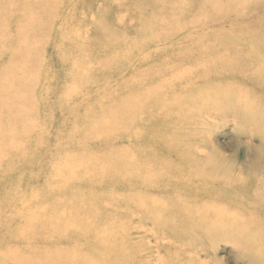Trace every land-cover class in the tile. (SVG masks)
Returning <instances> with one entry per match:
<instances>
[{"label": "rangeland", "instance_id": "374dc122", "mask_svg": "<svg viewBox=\"0 0 264 264\" xmlns=\"http://www.w3.org/2000/svg\"><path fill=\"white\" fill-rule=\"evenodd\" d=\"M57 1L44 0L42 3H36L34 0H0V95L5 93V96L0 97V103L5 99V105L0 104L2 120L0 147L4 148L0 153V162L6 160L8 154L21 153L20 149L25 144L28 155L34 152L36 155L30 167L24 166V162L22 165L15 164L9 167L5 163L8 169L4 170L3 178H0L2 204H5L3 202L6 200L11 204H20L18 201L31 204L42 202L41 199L44 198L48 203H52L53 212L57 213V210L65 208L66 214L69 215L72 211V217L76 218L74 222L79 229L76 232L73 229L67 230L68 226L61 225L52 232L53 257L61 255L64 258L77 257L76 253L80 252L83 254L81 258L85 261L88 258L92 260L93 257H99L104 258L106 264H114L118 261L115 255L106 254L109 242L100 243L98 240V236L105 235L108 227H113L111 231L115 234V241L112 244L122 241L123 238H130L128 240L131 247L128 249L137 260H131L129 264H151L150 258L145 257L149 253L153 257L152 261L155 263L157 261L156 264H264L259 261L262 256L264 257L260 255L264 254V203L250 199V191L253 195L258 189V180H264V84H258L257 80L253 81L254 78L250 75L253 73L248 71V75L247 70L245 71L252 63L264 67V0H244L239 7L235 6L236 9H233L234 7L231 9L230 0H212V13L197 6L195 17L199 20L197 26H201L199 28L201 38L207 36L203 38L204 44L213 45L216 51H206L202 56L195 57L198 59L192 64L196 65V70L182 74L163 72L162 75L160 69L164 67L161 68L149 60L138 61V57L133 59L131 55L107 61H104L106 60L104 58L98 62L99 55L86 57L87 53L81 50L70 59L76 48L64 44V39L59 41L64 34L66 38L70 37L72 35L70 33L75 29L78 33L76 37L79 40L85 39L93 29L99 27L98 39L103 42L104 38L106 40L108 37V32L112 30L110 22L105 21L106 24H103V35L100 26H94L93 18L111 19L115 14H118V18L136 15L142 22L149 21L153 25V30H159L163 25L161 21L154 20L173 19L170 11L166 13L159 8V5H164L165 2L71 0L67 4L68 7L75 9L78 17L87 14V21L75 16L66 21L67 16L62 12L61 26L56 29L54 18L60 6V4L57 6ZM244 6L242 14L241 7ZM181 19L176 21L175 25L169 23L166 25L169 28L175 26L181 29L187 23L186 20H190ZM128 20L133 21L131 18ZM137 22L142 24L139 20ZM113 23L116 30L122 31L117 19ZM152 36L147 38V42L155 39ZM117 37L121 40L116 45L117 48L124 50V44L129 41L128 45L131 46L129 48L139 53L140 44L133 45L137 39H127L126 32L118 33ZM94 44L96 47H102L99 43ZM90 47L84 49L89 50ZM242 51L245 54H242ZM248 52L253 54L251 62L247 58ZM158 57L152 59L159 60ZM162 57L165 58L163 55ZM30 61L32 66L29 68ZM130 61H134V66L138 64L143 69L135 72L136 67H128L121 71L122 75L139 73L135 79L131 75L136 91L127 92L128 79H122L121 75L114 77L116 72L112 67L123 65L124 62L130 65ZM87 65H96L99 68L95 72H90L89 79L85 80L83 76ZM152 66L157 68L154 69ZM108 68L111 69L110 72ZM152 70L155 71L151 74ZM107 74L108 77H104ZM152 75L156 77L152 78ZM184 75L186 78H195L199 81L193 89L186 88L189 94H182L181 87L186 79ZM11 78L18 80L19 84L10 88L7 81ZM97 78L103 80L99 83ZM32 79L37 80L32 93L21 91L25 81L32 82ZM92 83L97 85L92 87ZM76 84L80 85V92L69 100L83 103V106L79 105L70 111L66 109L67 106L62 107L69 102H63V94L60 92ZM40 86L50 91L46 92ZM139 86L144 90H140ZM163 90L165 92L162 93ZM131 93L134 95L138 93L140 97L146 94L142 96L143 99L139 97V101L138 96L134 97ZM9 94L16 95L19 99L23 98L20 100L23 103H18L12 110L7 104ZM128 95L130 101L137 98L135 102H139L126 101L125 97ZM31 99H49L52 101L51 109L52 104H55L53 111L60 108L58 112L63 113L65 117L73 114L71 115L73 118L79 114L87 121L81 123L80 120L73 118L74 120L68 119L62 124L63 120L60 118L58 120L60 125L55 126L52 123L46 127L42 125L41 132L33 131L31 136L27 133L30 129L25 128V122L10 128L11 120L16 118L17 112ZM107 99L111 105L114 99L117 103L110 111L107 109L108 104L105 108L101 104L104 100L107 102ZM129 108H133L134 114L128 113ZM34 112L33 116H25L24 120L41 121L48 116L46 107L42 111L35 109ZM123 112L125 117L121 115ZM111 128H114V132L110 131ZM72 131L76 135L74 133L70 135ZM110 139L109 143L115 145L113 148L106 146ZM76 150L73 156V151ZM67 153L74 157L68 158L67 166L56 163ZM41 154L44 156L43 162L40 161L41 165L45 164L46 160L48 164L52 160L57 169L62 167L60 171L63 175L68 174L67 171L72 168H79L85 163L84 159L90 158L91 155L96 163L112 158L113 160L116 158L117 162L116 166L108 168L104 175L85 176L79 179L77 186H73L72 182L64 186L57 184L59 187L53 189L52 185H46L43 181L44 171H37L42 170L38 167L41 165L37 158ZM214 154L224 156L227 159L225 163L233 166L234 172L218 174L208 165L194 162V158L200 155L207 157ZM48 164L43 168H47L45 172L52 168L51 165L48 167ZM149 165L154 168L151 173L148 171ZM163 168L167 170L163 171ZM189 169L197 190L187 196L186 193L180 192L184 181L179 178H183ZM158 172L166 179L171 176L176 180L168 189L170 196L164 193L165 186L154 185L152 189L145 188L149 177L157 182ZM20 174H23L21 178ZM95 179H104L103 187L97 188V193L87 189ZM45 192L47 195L44 196ZM64 193L70 202L60 198ZM195 197L198 198L193 202L191 199ZM164 201L166 204H162ZM185 203L192 214L187 212ZM159 204L160 206L168 204V208L159 211L160 207L157 206ZM188 214L192 216L189 217ZM60 216L52 215V218L63 220V215L61 219ZM210 219L216 224L220 219L218 228L223 223L224 229L219 230L213 223L209 225ZM67 222H72L73 225V221ZM228 239L235 240L230 241L232 243L230 244ZM239 244H242V248H239ZM76 245H83L82 251L80 247L75 248ZM259 247L263 251L260 252ZM249 260L251 263H248Z\"/></svg>", "mask_w": 264, "mask_h": 264}, {"label": "bare ground", "instance_id": "6f19581e", "mask_svg": "<svg viewBox=\"0 0 264 264\" xmlns=\"http://www.w3.org/2000/svg\"><path fill=\"white\" fill-rule=\"evenodd\" d=\"M43 1L44 0H34V2H36V3H42ZM70 1L71 0H58L57 1V6L59 4H60V6H59L58 12L56 14V17L54 18V26L56 27V29H58L59 26H61L60 15L62 14V12H64L66 14V16H67L66 21L68 20V18H71L72 16H75V17H77L78 19H80L82 21H87V14L81 15L80 17H78V15L76 14V10L72 9L71 7H68L67 4ZM156 1L165 2L166 4H164V5L160 4L159 8L163 12H166V13L168 11H170V14L172 15L171 17L173 18V19H167L165 21H163V19H161V18L154 20V21H161V24L163 25L161 27H163V28H160L159 30H153L154 29V28H152L153 25L149 21L142 22L141 18H138L136 15H132V17H129L128 15H126L123 18L122 17L118 18L119 17L118 14H115V15H112L114 17L111 16V19L99 18V17L93 18L94 19L93 20L94 26H100L101 33L103 35H104L103 24L104 25L106 24L105 21L106 22H110L109 26H110V28L112 30H110V32H108V37L106 38V40L104 38L103 42H100V40L98 39V29H99V27L96 28V29H93L92 33H90V35L86 36L85 39L82 38L81 40H79L76 37L78 35V33H77V30L75 29L74 30L75 33L74 32L70 33V35L71 34L72 35L70 37L67 36V38L65 37V34H64L63 37L60 38L59 42H61L62 39H64V41H65L64 44L69 45L72 48H74V47L76 48V50L71 54L72 57H70V59L74 58L73 54L77 55L82 50L83 52L87 53L86 57H89V56L95 55V54L99 55L98 58H97L98 62H101V59L104 60V58H106V60H104V61H107L108 59L109 60L110 59H114L115 57L116 58L117 57L124 58L125 55H131V56H133L132 57L133 59L138 57V61L139 60H149L151 62L157 63L159 66H161V68L164 67V68L160 69L162 71L161 75L164 74V73H167V74H169V73L182 74V73H185L187 71L196 70V65L192 64L194 61H196L198 59V58H195V57L202 56V54L204 52H206V51L215 50V49H213V45L204 44L203 38H206L207 36L205 35L206 37H202L201 38V32H200V29H199L201 26L200 27L197 26V22L199 20L195 17L197 6H200V8H203V11H206V12L208 11V13H212V8H213L212 4H211L212 0H199V1H197V0H156ZM187 1L189 3L186 4ZM243 1L244 0H230V2L232 3L230 5L231 9L233 7H234L233 9H236L235 6L238 5L237 7H239L240 4L243 3ZM66 5H67V7H66ZM122 6H124V4ZM127 7L129 8V4H128ZM241 8H242L241 9V13L244 14L243 13V8H245V6L241 7ZM131 10H132V8H131ZM128 18H131L133 21H129ZM181 18L190 19V20H186L187 23H185L183 25L184 26L183 28L177 29L175 26H172L170 28L167 27V25H166L167 23H169L171 25H175L176 21L182 20ZM116 19H117L118 25H119L120 29H122V31L115 29L116 25L113 22ZM138 20L142 24H139L137 22ZM66 21H65L64 24H66ZM155 31H157V33ZM120 32H126L127 33V39H129V40H131V39L136 40L137 39V41H135L133 43V45L140 44L139 53L133 52V50L129 48V47H131V46L128 45V44H130L129 41L126 42L127 44H124L125 45L124 50L123 49H119V48L116 47L118 42L121 41L117 37V34L120 33ZM38 34H40V33H38ZM151 35H153L155 39L152 40L151 42H147V38H150ZM143 37H145V38L142 39L141 41H138V39H141ZM94 42L95 43H99L102 47H96ZM84 47H90V49L87 50V49H84ZM29 49H30V47H29ZM26 53H27V51H26ZM109 53H111V54L109 55ZM241 53L243 54L244 51H242ZM246 53H247V51H246ZM206 54L207 53H205V55ZM162 55L165 56V58H163ZM252 55L253 54L248 52V57L247 58H248V60L250 62L252 61L251 58H253ZM157 56H159L158 57L159 60L152 59L153 57H157ZM127 63L128 62H124L123 65H115L116 67L113 66L112 69L115 70L114 72H116V73H114V77H117L115 75H121L122 79L123 78L128 79V91L127 92H132L133 90L136 91V89H134L135 86H133L134 85L133 84L134 81H132L133 80L132 77H131L132 74L122 75L121 71H123L125 68H128V67H136L134 71L137 72L138 70L140 71L143 68L139 67L138 64H136L134 66V61L133 62L130 61V65H126ZM31 66H32V63L30 61L29 68ZM152 67L154 68L155 66H152ZM98 68L99 67L96 66V65H87L85 67L86 72L84 73L85 76H83V78L85 80H88L89 76H90L89 73L90 72H95ZM156 68L157 67H155L154 69H156ZM108 70L110 72L111 69L108 68ZM246 70H247V74H248V71H249V73H253V74H250L252 76L251 78H254L253 81L257 80L258 84H264V67H263V65H260V64L257 65V64H253L252 63V64H249V66H247V69H245V71ZM152 71H151V74L154 73L155 70L153 72ZM159 71H158V73H159ZM239 71H240V68H239L238 72ZM229 72L232 73L230 70H229ZM138 74L139 73H135V75H132L133 78L135 79L136 75H138ZM149 74H150V72H149ZM207 74H209V73H207ZM153 75H152V78H155L156 76L154 77ZM185 75H184V78H186ZM193 75H195V74H193ZM240 75H242V74H240ZM164 76L167 77V75H164ZM104 77L107 78L108 74L105 75ZM243 77H245V75ZM246 77L248 78V76H246ZM137 78H138V76H137ZM141 78H140V80H141ZM251 78H250V80H251ZM97 80L100 83L103 79H98L97 78ZM183 80L184 79H182V82H183ZM81 81H82V79H81ZM174 81H171V82H174ZM159 82H157V83H159ZM197 82H199L198 79L196 80L195 78L194 79L186 78L184 80V83H183L182 87H181V89L183 91L182 94L189 92L188 90H186V88L187 89H193L194 85H197ZM7 83L9 84V87L11 88L12 86H17L16 84H19V81L14 79V78H11L10 80L7 81ZM36 83H37V80L34 81L33 79H32V82L25 81V84L22 85L21 91H24L27 94L32 93V91L34 90V88L36 86L35 85ZM135 83H136V81H135ZM168 83H170V81H168ZM176 83H178V82H176ZM27 85H28V87H27ZM95 85H97V83H92L91 84L92 87L95 86ZM138 85H141V84L139 83ZM161 85H163V83ZM170 85L171 84H169V86ZM141 86H139V87H141ZM40 87H43V86H40ZM79 87H80V85L76 84L74 87L71 86V87H69V89H64V90H62L60 92V93L63 94V102H69V103H67V105H62V107L67 106L66 109L72 111V109H75L79 105L83 106V103L82 104L81 103H76L74 101L69 100V99H71V97H73L74 94L80 92ZM43 89L46 90L45 87H43ZM141 89H143V88L141 87L140 90ZM165 89H166V87H165ZM48 91H50V90H46V92H48ZM163 92H165V91L163 90L162 93ZM162 93H161V95H162ZM190 93H192V91ZM131 94L134 95L133 93H131ZM135 94L137 95L138 93H135ZM145 94H142V96L145 95ZM187 94H189V93H187ZM136 95H134V97ZM2 96H5V93H2L0 95V97H2ZM142 96L141 97L138 96L139 101H140V98H142ZM179 96H181V95H179ZM148 97H150V96H148ZM22 99H19L16 95L9 94L7 104L10 105L12 110H13L14 107L18 103L19 104L23 103V102L21 103V101H20ZM125 99H126V101H128V100L130 101V96L129 95L126 96ZM138 99L137 98H135L134 100L131 99L132 101H130V102L138 103L139 101L135 102V100H138ZM176 99H178V97ZM174 100H175V98H174ZM144 101H146V100H144ZM188 101H189V99H188ZM51 102L52 101L49 100V99H47V100H45V99H39V100L38 99H35V100L31 99L30 101H27L25 106L23 107V109L21 108V110H19L17 112V114H16V118L17 119L12 116V118H14V119L11 120L10 128H13V127L17 126V124H19V123L23 124L25 122V128L26 129H30V130L27 131V133L31 136L33 131H35L36 133H40L41 132L40 128H41L42 125H44V127H46L47 125H49L51 123H52V125H55V126L56 125H60L59 121H58L60 118H62V120H63L62 124H64L68 119L74 120L73 118H75V120H78V121L80 120L81 123L85 122L86 118L84 119L79 114L77 115V117H73V118L71 117V115H73V114L68 115V116L65 117L63 115V113L58 112V110L60 108L54 110L55 111V113H54L53 109L55 107V104H52V109H51V105H50ZM115 103H116L115 99H114V103H112V105L110 104V100L109 99H107V102L105 100L101 102V104H103L104 108L108 104V108L107 109H109V111L111 110V107H113V106L115 107L116 106L117 103L116 104ZM0 104L1 105L2 104L5 105V99L2 100ZM142 104H143V102H142ZM175 104H176V102H175ZM175 104H174V106H175ZM132 106H134V104ZM135 106H136V104H135ZM179 106H180V104H179ZM45 107H46L47 114H48L46 119L41 120V121H37V119L36 120H32V119L24 120L25 116H33L34 113H35L34 112L35 109H38V110L42 111ZM130 108L128 109V113L129 114H134L133 111H132L133 108L132 109H130ZM177 108H179V107H177ZM186 108H187V106H186ZM0 112H1V110H0ZM56 112H57V114H56ZM19 115H21V116H19ZM121 115L123 117H125V113L124 112L121 113ZM74 116H75V114H74ZM10 118H11V116L8 117V120ZM1 121L2 120H0V124H1ZM116 121H117V118H116ZM110 131L114 132V128H111ZM109 132H108V135L110 136L111 134H109ZM73 133L74 132L72 131L70 133V135H72ZM24 134H25V132H23V135ZM74 135H76V133H74ZM112 138L115 139L114 137H112ZM109 142H111V139L108 140V143H106L107 144L106 146L109 147V148H113L115 145L114 144H110ZM3 150H4V148L0 147V153H2ZM20 151H21V153L16 154V155H12V154L9 155L8 154L7 157H5L6 160L0 162V178H3L2 173L4 172L5 169H8L9 166H12V165H15V164L16 165L17 164H21L22 165V162H24V166L30 167L34 163V159L36 157L35 152L32 155H28L27 145L26 144H25V146L23 148L20 149ZM73 152L74 153L73 154L71 153V154L74 156V154H76L77 150L73 151ZM110 153H114V152H110ZM72 155L69 156L68 153L66 155H64V156L62 155L59 158V161L56 162V163H63V165H66L67 161H68V158L69 157H73ZM108 156H109V154H108ZM210 156H212V157H210ZM42 157H44L43 154H41V155H39V157H37L38 160H39V164L40 165H41L40 161L43 162ZM92 157L93 156L91 155L90 158L84 159L85 163H83L81 166L79 165L80 166L79 168H72L70 171H67L68 174L64 173V175H63V173L60 171V169L62 167L57 169L56 168V164H52V160L48 164L46 159H45L46 160L45 164L42 163L41 166H38V167H41L42 170H37V171L38 172L44 171V176H43L44 179H43V181L45 182L46 185H52L53 186L52 188L56 189L57 187H59V185H57V184H60L61 186H64L66 184H70V183L74 182L73 186H77V184H79V181H80L79 179L80 178H85V176H92V177L101 176V175H104L105 171H107L108 168L116 166V162H117V161H115L116 158H115V160H113L114 158H112V160H109V161L99 160V163H96V162H94L92 160ZM207 157H209V158H207ZM207 157H204V156L200 155L198 158H196V159L194 158V162L195 163L197 162L200 165L206 164L209 167H211L212 170L213 169L216 170L215 172H217L218 174L227 173L229 171L230 172H234V170H232L234 167L229 165V164H227V163H225L227 159L224 156H221V155H218V154H214V156L213 155H208ZM5 163L7 164L8 167L5 165ZM47 164H48V167H49V165H51L52 168L49 171L47 170V172H45L47 168H45V169H43V168L46 167ZM38 167H35V168H38ZM153 170H154V168L152 167V165H149V167H148V171H150L149 173H151V171H153ZM164 170H167V169L163 168V171ZM206 170H209V169H206ZM189 173H191L190 169H189V172L186 171V174L184 175L183 178H181V177L179 178V179L184 181L183 186L180 187V192L182 191V192L186 193L187 196L189 194H191L192 192H194L195 190H197V186L195 185V182L193 180L194 178H192ZM213 173H214V171H213ZM209 174H211V173H209ZM163 175H165L164 172H163ZM22 176H23V174L22 175L20 174L19 178H21ZM156 178H157V182L155 181L154 178L149 177L150 180H146L147 184H146L145 188L147 187L148 189H152L154 187V185L157 186V187L165 186L166 188H164V193L168 194L169 187L174 185L175 181H176L171 176L168 177L167 179L164 178V176H162L160 174V172L157 173ZM106 179H107V177H106ZM153 179H154V181H152ZM258 181H259L258 189H257V187L254 189V190H256V189L257 190L254 192L253 195H252V191H250L251 192L250 193V199L253 200V201H258V202L262 201L264 203V200H263L264 199V180H258ZM103 183H104V179H95L93 184L89 185L87 189H88V191L91 190L93 193H97L98 192L97 188H102L103 187L102 186ZM184 184H186V186H184ZM259 188H261L262 190H259ZM173 191H172V193H173ZM177 192L178 191H176V193ZM34 194H36V193H34ZM82 194L84 196V194H85L84 191L82 192ZM9 195H10V193H9ZM45 195H47L46 192L44 193V196ZM168 196H170V195L168 194ZM60 198L65 200V201H67V202H70L69 198L65 195V193ZM82 198H85V197H82ZM92 198H94V197H92ZM197 198L195 197V198H192L191 200H193V202H195V200ZM47 199L51 200L50 198H47ZM41 201L42 202H33L31 204L30 203H25V202H22V201H18L20 204H17V203H12L11 204L8 200L3 202L5 204H2V202L0 201V264H106L105 259L104 258L100 259L99 257H93L92 260H91V258H88L87 261H85L84 258H81L83 256V254L82 253L80 254V252L76 253L78 255L77 257H69L68 256V257L64 258L63 255L53 257L52 256V232L56 228L61 226V225L66 226V227L68 226L66 228L67 230L73 229L76 232L78 231L79 227H78V225H76V222H74V219H76V218H74V216L72 217V214H71L72 211L69 213V215H67L66 214L67 209L62 208V210H57V213H56V211L55 212L52 211V203H48V201L46 199H44V198H42ZM172 201H174V200H172ZM190 201H188V203H190ZM8 202H9V204H6ZM165 202L166 201H164L162 204H164ZM170 202H171V200H170ZM182 204H184V203H182ZM160 205L161 204L157 205V206L160 207V209H158L159 211H163L164 209L168 208L167 205H165L167 207H165L164 205L163 206H160ZM186 205H187V203H185V207H186ZM182 206H183V208H185L184 205H182ZM187 209H188L187 212H189V213L192 212L190 208H187ZM189 209H190V211H189ZM25 211H27V212H25ZM57 214L61 215L59 217L60 219H61V217L63 215V220L62 219L58 220L57 218H55V219L52 218V215L55 217ZM191 214L190 215L188 214L189 217L192 216ZM231 215H230V217H231ZM228 218H229V216H228ZM241 219L244 220L243 218H241ZM52 220H54V221H52ZM69 220L73 221V225H71L72 222L71 223L67 222ZM143 220H144V218H143ZM55 222H59V223H55ZM139 223H140V220H139ZM208 223H209V225H211L213 223L218 228V224L220 223V219H218L217 224H216L215 221H213V219H210L208 221ZM95 225H97V223H95ZM93 226H94V224H93ZM139 227H141V226L139 225ZM224 227H225V225L222 223L221 227L218 228V229L219 230H223ZM112 228L113 227H110V228L108 227L107 230L104 232L105 235L98 236V240H99L100 243H102V241H108L109 242L108 247H106V251H107L106 254L110 255V253H112L113 255H115L114 257H116V259H118V261H115L114 264H129V262L131 260H134V261L137 260V257L135 255L131 254L132 252H130V249H128V248L131 247L130 240H128L130 238H123L122 241L120 240L117 243L112 244L113 241H115V239H114V235L115 234L111 231ZM66 229H65V231H66ZM241 230H243V229H241ZM96 232L97 231H95V233ZM212 234L213 233H211L210 235H212ZM222 238H224V237H222ZM234 240H229L228 243L230 241L232 242ZM231 242H230V244H232ZM236 244H238V243L236 242ZM241 245L239 244V248H242ZM81 246H83V245H78V246L76 245L75 248H79L80 247V249L82 251L83 248H81ZM236 248H237V246H236ZM135 249H137V248H135ZM243 249H244V247H243ZM248 249H247V251H248ZM259 250H260V252L263 251V250H261L260 247H259ZM54 252H56V251H54ZM119 252H123L122 255L117 254ZM259 253H256V254L259 255ZM260 255H264V254H260ZM189 256H191V255H189ZM145 257L150 258V260L152 262L151 264L155 263V262L152 261L153 257L150 256V253L147 254ZM241 257H242V255H241ZM157 259H158V257H157ZM188 259H190V257ZM244 259H246V258H244ZM259 261H260V263L264 262V257L262 256ZM156 263H157V261H156ZM220 263H222V262H220ZM248 263H251V261L248 262Z\"/></svg>", "mask_w": 264, "mask_h": 264}]
</instances>
